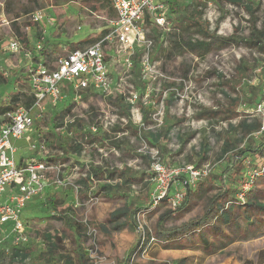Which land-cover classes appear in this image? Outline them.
I'll use <instances>...</instances> for the list:
<instances>
[{"label": "rangeland", "instance_id": "obj_1", "mask_svg": "<svg viewBox=\"0 0 264 264\" xmlns=\"http://www.w3.org/2000/svg\"><path fill=\"white\" fill-rule=\"evenodd\" d=\"M175 1L181 5L182 14L186 13L187 16L192 14L194 8L196 12L198 10L199 13H195V17L201 23H205L206 27H209L217 42L213 44L212 50L203 57L187 51L184 55L171 60H166L164 54H159L161 48L168 49V44L160 43L155 46L152 59L156 63L158 72H162L164 78L158 75L157 81L151 84L155 88L160 86L161 90L168 91L171 99L164 108L163 125L157 127L155 131L162 137L159 145L153 146L146 139L149 138L148 128L154 126L150 121V116L157 111L155 106L147 107V113L143 114L141 106L137 105L139 112L132 114L131 111L127 112L126 102L123 98L119 100L118 95L113 98H104L89 92H80L77 100L67 96L56 106H50L43 117L35 121L34 131L27 133L24 139L13 142L18 148L17 160L21 157H28L32 153L31 145L37 140L41 143L45 141L48 144L53 157L63 158L56 163L59 166L63 165L60 174L63 185L56 187L53 185L54 179L51 177V192L46 191L47 195L36 199V202L27 207L23 214L30 237V243L26 248L30 252L29 264H66L68 261L72 264H79L77 255L80 250L87 252L91 263L94 264L95 259L90 257V252L95 248H97L96 252L99 257H105L108 261H115L117 264H124L137 251L142 234L141 227L147 235L156 237L157 242L151 245L146 252L142 250L136 256V264H177L184 261V264H244L245 262L264 264V213L256 208H250L248 212L241 214H248L250 218H256L260 222L251 224L244 221L240 225L238 235L231 239L228 237L229 234L231 235L230 232H221L224 230L218 222L207 224L213 225L210 227L212 230L209 233V228L205 229V225L163 236L157 232L158 220L165 213L172 212L164 225L173 215L172 220L167 224L169 229H165V231L181 228L201 218L208 206L205 205L207 197L213 198L217 194L225 192V189H230V184H236L242 189L246 184L245 177L241 178L244 171L250 167L256 168L258 162H262V158H264L248 153L245 156L247 162L259 161L249 162V166L247 165L245 169L242 163L233 164L232 154L226 156L222 161L219 160L223 144L227 141L237 148L241 147L242 150L248 148L250 143L254 142L257 145L264 142V131H260L261 133L258 132L248 137L244 141V145L237 144L236 141L242 135L239 128L240 123L249 116H256L254 112L256 103L251 105L247 102L245 94H237L229 87V84L237 85L240 90L245 92L249 86L257 87L258 99L261 97V87L264 82V52L258 50L259 46L252 47L249 43L251 40L258 41L260 39L263 41L260 47L264 45V11L258 10L253 14L235 11L230 8L227 0ZM9 2L14 4L11 17L7 15ZM87 2L86 0L40 1V8L37 9L46 10L47 14H52L57 22L54 26L46 27L47 43L45 45L55 52L56 59L72 52L70 45H77L89 38L99 36L101 29L108 25L107 21L111 20L106 13L91 9L86 4ZM18 3L19 0H6L5 11H2L4 14L0 13V73L12 76L15 81L0 87V107L7 105V97L16 93L17 88L23 92L28 91L29 63L26 61L24 52L10 54L2 50L3 44L17 37L11 26L13 21L21 25L23 33L26 28L22 20L25 14L18 9ZM209 3L212 4L210 9H208ZM23 4L30 6L26 0H23ZM170 13L172 19L169 28L171 32L181 36L182 41L197 40L196 35L183 33L178 28L176 19L181 15L176 17L172 10ZM33 32H38V27H33ZM152 32L161 34V42L167 35L157 28ZM35 42L34 39L30 46L24 47V49L34 48ZM106 52L112 55L114 50L107 48ZM238 67L246 68L248 70L246 74L248 76L251 74L253 80L240 79ZM120 68L117 67L116 71L120 72ZM188 68L189 72L185 74V70ZM159 80L161 82L158 83ZM239 83L242 84L238 85ZM151 84L147 86L152 88ZM124 86L126 91H130V88L133 87L139 94L144 93L145 85L140 79V68L132 73V77L123 84ZM223 91L231 97L238 96L240 100L237 105L233 106L235 115L229 114L231 119L227 120L224 119L225 114L221 111L229 110L231 103L223 96ZM150 95L153 102L156 99V92L152 90ZM252 97L250 94L249 98ZM70 105H73V112L71 111L63 120L56 121V117ZM210 111L219 112V114L206 115V112ZM104 112L110 115L118 113L121 117L129 118V124L124 125L120 122L115 128L107 129V131L99 127L97 133L93 134L92 128L95 122L90 114L102 115ZM134 116L136 119L142 118L144 125H135ZM256 118L260 117L256 116ZM7 120L8 114L0 116V123L7 122ZM200 124H207V128L210 130L201 129V126L205 125ZM230 124L234 126L233 129H230ZM262 124L264 125L263 120ZM135 130L136 133H134ZM168 130L179 133L180 149L176 152L171 147L172 141L167 135ZM119 134H121L119 139L115 140ZM91 135L101 138V141L89 144L88 140ZM75 140L81 143V145L79 144L80 154H75ZM115 141L119 142L118 147L112 145ZM203 145H207L209 148L206 161L202 160L203 154L199 156L200 148ZM146 146L158 148L160 162L170 168L188 165L202 168L205 165H210L211 174L197 183L195 193L198 191L203 194L208 186H213L215 190L201 200H192L191 197L187 206H190V210H187V207L183 208L184 203L176 211H172L168 206L153 209V203L158 198L157 182L154 181L155 172L152 169L151 159L143 153L147 150ZM144 156L147 157V160L143 158ZM98 162L101 167H109L107 171L110 172L128 170V175L135 178V183L130 186L115 187L116 190L111 191V194H115V196L105 199L100 194L103 185L108 181L92 182L91 190L84 192L82 196L77 183L89 171V167L96 166ZM229 164L234 165L235 170L231 169L230 172L224 173V166ZM76 166L78 168L75 170ZM236 170H239V173H236ZM229 174L231 176H228ZM178 181L175 180L171 183V193L181 191V188L176 186ZM115 182L121 184L118 179ZM245 189L248 192L244 194V197H240L238 191L236 193L239 203L243 204L252 197L256 200L258 198L259 203L264 202V176L256 177L254 185L247 186ZM49 200H56L58 210L49 209ZM67 208L71 210L68 211V215L71 216L73 222L85 226L86 229L83 232L75 233L74 228L68 227L67 222L62 220L61 214ZM127 208L130 209V214L127 217H121L111 223L106 222L112 213ZM134 212L133 217L137 222V228L132 225L131 220ZM219 215L220 213L216 217ZM28 218L29 220H27ZM118 226L121 228L119 231L116 229ZM195 230L199 232L193 233ZM56 232L59 235L66 232L68 238L64 241L62 250L50 253L44 235ZM91 233L94 237L89 235ZM252 236L259 238L246 240ZM204 240L209 242V247H211L209 250L198 247L205 245H203ZM236 240L239 242H235ZM167 246L176 249H179V246L183 247L180 250L165 251ZM134 249L136 251L129 258Z\"/></svg>", "mask_w": 264, "mask_h": 264}, {"label": "built area", "instance_id": "obj_2", "mask_svg": "<svg viewBox=\"0 0 264 264\" xmlns=\"http://www.w3.org/2000/svg\"><path fill=\"white\" fill-rule=\"evenodd\" d=\"M109 1L116 17L108 20V25L104 26L100 33L102 34L104 30L109 32L96 43L57 58L53 64L46 65L41 58V52L47 43L46 27L57 23L54 16L48 15L44 9H37L22 18L24 23H27L24 37L30 44L34 39L36 40L34 48L24 49L22 41L17 37L2 46V50L10 54L24 52L26 61L29 63L28 86L30 95L34 98V103L30 107H17L8 113L7 122L0 123V249L4 248L7 255L12 249L22 248L30 243L23 218L26 208L35 203L36 199L47 195L46 191L51 192V177L54 179L53 185L56 187L63 185L60 176L63 165L59 166L49 161L52 155L45 141L41 143L37 140L31 145L32 153L28 157H23L22 160L16 159L18 148L13 142L24 139L27 133L34 131L35 121L43 117L47 108L56 106L67 96L77 100L80 92H89L104 98H113L118 95L124 98L132 114L139 112L137 105L140 102L144 108H153V106L157 108V111L150 116L154 126L148 128L149 132L155 133L156 128L163 125L164 108L169 101V94L168 91L161 90L160 86L155 88L152 85L157 81L158 75L161 78L164 76L162 72H158L156 63L152 59L154 40L150 34L155 28L165 33L171 32L170 2L173 0ZM227 2L235 11L247 12L248 6L257 11H264V0H241L239 4H233L230 0ZM5 3L6 0H0L1 14H4L2 11H5ZM210 8L212 4L209 3L208 9ZM33 27H38V32L34 33ZM107 48L113 49L114 53L109 55L106 52ZM137 55L140 59V79L145 85L143 94H139L133 87L130 91H126L125 86L123 87V84L132 77ZM34 56H37L39 61H35ZM117 67H121L120 72L116 71ZM149 84L152 88L147 86ZM152 90L156 92V99L153 102L150 95ZM254 112L264 121V82L261 87V97L256 103ZM90 116L95 122L92 128L93 134L97 133L99 127L107 131V129L115 128L120 122L124 125L129 124V118L121 117L118 113L111 115L105 112L102 115L91 113ZM134 124L144 125L142 118L136 119L135 116ZM200 125H205L201 126V129L210 130L207 124ZM263 131L264 125L261 129V132ZM120 135H117L115 140L119 139ZM169 137L172 141L171 147L175 152L178 151L180 149L179 133L172 131ZM74 143L75 146L81 145L77 140ZM145 149L147 150L143 153L151 159L152 169L156 173L154 177L158 193L156 201L167 200L172 211L180 209L183 205L186 190L171 193V183L179 178H185L187 189L191 186L195 187L212 171L210 165H205L203 168H196L193 165L170 168L160 162L158 148L146 146ZM77 168L76 166L75 170ZM258 176H264V165L247 168L246 184L238 194L240 197H244V194L248 192L245 187L253 186L254 179ZM140 229L142 234L137 251L124 264H136V256L142 250L146 252L157 242L156 237L147 235L142 227ZM89 235L94 237L92 233ZM96 251L97 248L90 252V257L95 259L94 264H117L115 261H108L105 257H99Z\"/></svg>", "mask_w": 264, "mask_h": 264}, {"label": "trees", "instance_id": "obj_3", "mask_svg": "<svg viewBox=\"0 0 264 264\" xmlns=\"http://www.w3.org/2000/svg\"><path fill=\"white\" fill-rule=\"evenodd\" d=\"M27 2L30 3V6H25L23 4V0H19L18 3V9L20 11H22L25 15L29 14L31 12H33L35 9L40 8V1H47V0H26ZM61 2H67L70 0H59ZM88 0H86L87 2ZM231 3L233 4H239L241 2V0H230ZM89 7H91V9L100 12V13H106L111 20L115 19L116 15L114 13V10L111 7L110 1L109 0H89L86 3ZM14 4H12V2H9L7 4L8 10H7V15L9 17H11L12 12L14 11ZM58 5V4H57ZM171 5V10L173 11L174 14H176V17L178 15H181L180 17H177L176 21L178 22V28H180V30L183 33H187L190 35H196L198 38L197 40H188L186 41H182L181 36H178L175 33L169 32L166 35L165 40H162L161 38V34H155V32H152L150 34L151 38L154 40V47H153V51L155 49V46H158V44L162 43V45L164 43H166V45L168 44V49L164 50V48H161L160 53L159 54H164V57L166 58V60H171L172 58L178 57L180 55H184L187 51H190L192 53H195L197 55H199L200 57H203L204 55L208 54L213 47V44L215 42H217V39L215 38V36L213 35L214 33L211 32V30H209V27H206V24L201 23V21L199 19H197L195 17L196 14L199 13V11L194 8L193 12L190 16H187L186 13H183V9L181 7L180 4H178L175 0H173L172 2H170ZM255 10L253 7H247V12H249L250 14H253ZM196 13V14H195ZM24 25H27V23H24ZM12 29L14 34L22 41L23 46L28 48L30 46V43H28V41L26 40V38L24 37V33L21 29V25L17 24L15 21H13L11 23ZM109 31L108 30H104L102 32L101 35L95 37V38H89L84 42H81L77 45H70V50L71 51H76L79 49H84L85 47H88L91 44L96 43L97 41H99L103 36H105ZM256 39H258L255 36ZM263 43L262 40L258 39V41L255 40H251V43H249L252 47H257ZM258 48L259 51L264 52V45L261 46L260 48ZM152 51V54H153ZM41 58L42 61L47 65L48 63L53 64L54 62H56V56H55V52H52L49 48H47L45 46L44 50H42L41 52ZM34 60L35 61H39V58L37 56H34ZM139 56L137 55L135 58V68L132 71V73H135L136 70H138L139 67ZM238 74L240 75V79H245L247 81H252L253 80V76L250 74L249 76L246 74V72L248 71L246 68H241L238 67ZM189 72V68L187 70H185V74H188ZM221 76V75H220ZM14 81L12 76H7L4 75L3 73H0V87L3 85H7L10 82ZM15 82V81H14ZM242 83H239L238 85H240ZM222 87V86H221ZM225 87V86H224ZM229 87L232 91H234L235 93H242L245 94L246 98H247V102L250 103L251 105L254 103H257L258 99V88L256 87H251L249 86L247 89V92H245L244 90H240L238 88L237 85H230ZM223 96L226 97V99L231 103V108L229 110H225V111H221L223 114H225L224 119H231L229 114H232L233 116L235 115V111L233 110V106L237 105V103L240 102L239 97L235 96V97H231L229 96L225 91L222 92ZM253 96L252 98H249V96ZM123 98L119 96V100ZM8 103L6 106H2L0 107V116H5L6 114L12 112L14 109H16L19 106H25V107H30L33 103H34V98L30 95V88L28 86V91L27 92H23L21 90H19L17 88V92L10 95L8 98ZM124 99V98H123ZM171 99L169 98V101ZM139 106H141V110L143 111V114L147 113V109L142 107V103L140 102L138 104ZM130 107L127 106V112L130 111ZM73 110V105H70L64 112H62V114H60L58 117H56V121L59 120H63L68 114L71 113V111ZM126 112V113H127ZM219 114V112H206V115H217ZM258 116V115H256ZM256 116H249L246 120L242 121L240 123V132L242 133V135L238 138V140L236 141L237 144L242 145L244 143V141H246L248 139V137H250L251 135H254L258 132L261 131L263 124H262V118L258 119L256 118ZM230 129H233L234 126L233 125H229ZM134 129V128H132ZM174 131V130H168L167 135L169 136V134ZM134 133H136V130L134 131ZM53 135V134H50ZM161 134H157V133H153V132H149V138H146L148 143H150L151 145L155 146V145H159L160 141H161ZM144 139V138H143ZM118 140V139H116ZM99 141H101V138L96 137L94 135H91L88 143L89 144H94V143H98ZM112 145H115L116 147H118L119 142H113ZM76 148H74L75 152L77 151V154L81 153V147L79 145L75 146ZM65 150V148H64ZM200 151H205L207 154L209 152V148L207 145H203L200 148ZM248 153H253L255 155H260L262 157H264V142L260 143V144H255L250 143L248 148H246L245 150H242L241 147L237 148L236 146H234L233 144H231L230 142H225L223 144V148L221 150V155L219 157V159H223L226 158V156H228L229 154H232V158H233V164H237V163H242L243 159L245 158V156ZM207 156H205L203 158V161H205ZM144 159L147 160V157L144 156ZM63 160V158H60L59 156H51L49 158L50 162L53 163H57V161L59 160ZM232 161V160H231ZM234 165H230L228 168L225 169L224 173H228L231 171V169H234ZM257 165H264V163L260 162ZM234 166V167H233ZM235 170V169H234ZM239 170H236V173ZM156 176V173H154L153 177ZM245 177V176H244ZM119 180V183L121 184H116V180ZM108 181L107 183H105L101 189V194L103 195L101 196L102 198H113L115 196V194H111V191L116 190L115 187H119L121 185H126V186H130L132 184L135 183V178L131 177L128 175V170H124V171H114V172H110V171H103V167L101 166H91L89 167V171L85 174L84 177H82L77 185L79 186V190L80 194L83 196L84 192H88L91 190V186L90 184L92 182H97V181ZM178 180L182 181L183 183L187 184L186 179L184 178H179ZM238 193H241V189L239 188ZM194 194V192L191 190V187H188L187 191H186V196H185V200H184V207H187L192 195ZM232 189H225V192L221 193V194H217L216 196H214L213 198H211L208 202V206L206 209V212L204 213V215L193 221L190 222L184 226H182L181 228H175L173 230H169V231H165L164 229V223L167 221L169 215L172 212L169 213H165L162 216H160L158 223H157V232L158 234L161 236L165 235V234H169V233H178L179 231H183V230H191L193 228H196L197 226H202V225H207L210 222H212L214 220V218L216 217V215L218 213H220V216L222 217L226 211L234 206H246L248 205V201L241 204L237 201L236 198L232 197ZM112 195V196H111ZM230 198V200H228ZM57 202L56 200H49L48 202V206L49 209L54 208L58 210L57 207ZM68 211H71L69 208L66 209V211L64 213L61 214L62 220L66 221L68 224V227L70 228H74L73 230L75 231V233H79V232H83L86 228L85 226H83L82 224L73 222L71 216L68 215ZM130 214V209L127 208L125 210H119L116 211L114 213H112L109 217V219L106 220L107 223H111L112 221L119 219L121 217H127ZM135 215V212L132 213L131 216V220L133 222V226H135L136 228L138 227L137 222L135 220V218L133 217ZM217 218V217H216ZM29 220V218L27 219ZM118 231L121 230L120 226H118V228H116ZM68 238V235L66 232H62V234L59 235V233H55V234H45L44 235V239L47 241V246L49 248V252L50 253H55L58 252L60 250H62V245L64 243V241ZM85 239H87V237L84 236ZM28 246H25L24 248H18V249H12L11 252L7 255L5 253L4 248L0 249V264H29V258H30V252H28L26 250ZM136 251V249L132 250L129 258L134 254V252ZM78 261L79 264H92L89 258V254L87 252H83L82 250L79 251L78 255ZM66 264H72L71 262H67ZM177 264H183V262H178Z\"/></svg>", "mask_w": 264, "mask_h": 264}, {"label": "crops", "instance_id": "obj_4", "mask_svg": "<svg viewBox=\"0 0 264 264\" xmlns=\"http://www.w3.org/2000/svg\"><path fill=\"white\" fill-rule=\"evenodd\" d=\"M244 145V144H243ZM203 154V157H202V160H203V158L205 157V156H207V153L205 152V151H200L199 152V156L200 155H202ZM22 158L23 157H21V159L20 160H22ZM207 158V157H206ZM262 158V157H261ZM225 158H223L222 160H224ZM263 159L264 158H262V162H263ZM207 160V159H206ZM205 160V161H206ZM220 161H222L221 159H219ZM254 161H259V160H251V162L250 161H246V159L244 158L243 159V162H242V166H244V169H245V167L248 165L249 166V162L250 163H253ZM260 162V161H259ZM258 162V163H259ZM261 162V163H262ZM248 163V164H247ZM264 163V162H263ZM99 165H101L99 162L98 163H96V166H99ZM230 166V164L229 165H227V166H224V168L226 169V168H228ZM203 168V167H202ZM247 168V167H246ZM107 170H109V167H103V171H107ZM247 170V169H246ZM246 170L244 171V174L241 176V178H244V176H245V173H246ZM211 174V173H210ZM228 176H231V174H229ZM226 179V178H225ZM227 180V179H226ZM227 182V181H226ZM225 182V184L227 185V183ZM217 185V184H216ZM176 186H177V188H181V191H184V190H186L187 191V185H186V183H183L182 181H178L177 183H176ZM218 187H219V184H218ZM229 187V186H228ZM196 188H197V185L195 186V187H192L191 186V190L194 192V194L192 195V200H194V199H197V200H201L202 198H205V196H207L208 194H210V193H212L215 189L213 188V186L212 187H210V186H208L207 188H206V190H204V192H203V194L201 193H199L198 191H197V193H195L196 192ZM222 189V188H221ZM230 189H232V192H233V194H232V197L233 198H236V193H237V190L239 189V186L238 185H231L230 184ZM203 195V196H202ZM211 199V197H207L206 198V203H205V205L207 204L208 205V202H209V200ZM228 200H230V198L228 199ZM257 200H258V198H257ZM255 198H251V199H249L248 200V205H246V206H234V207H231V208H229L227 211H226V213L221 217L220 215L214 220V221H212V223H217L218 222V224L223 228V230L224 231H221V232H230L231 233V235L229 234V238L231 239V238H235L238 234V231H239V228H240V225H241V223H244V221L245 222H247V223H251V224H255L256 222H260V221H258V219H254V218H250V216L247 214V215H242L241 213H246V212H248V209H250V208H256V209H258V210H260V211H262L263 213H264V202L263 203H259L258 201H257ZM167 204V205H166ZM166 206H168L169 207V204H168V201L167 200H158V201H156L155 200V202L153 203V209L154 208H164V207H166ZM190 208V206L189 207H187V210H190L189 209ZM172 218H173V215H172ZM172 218L164 225V229H169V228H167V224L172 220ZM213 226V225H212ZM212 226H209V225H205L204 226V228L206 229V228H209V230H208V233L210 232V230H212V228H210V227H212ZM236 230V232H235V230ZM196 233V232H199V231H197V230H195V231H193V233ZM255 238H259V237H255V236H252V237H248V238H246V240H253V239H255ZM240 239V238H239ZM204 243H203V245L205 244V245H207L208 246V248H207V246H198V247H200V249H208L209 250V248H211V247H209V242L206 240H204L203 241ZM235 242H239V240H236ZM213 245V244H212ZM168 247V246H167ZM183 246H179V249H176L175 247H168V248H165V251H172V250H180L181 248H182ZM198 247H196V249L198 250ZM218 250V249H217ZM185 263V261L183 262V264ZM244 264H253L252 262H245Z\"/></svg>", "mask_w": 264, "mask_h": 264}]
</instances>
